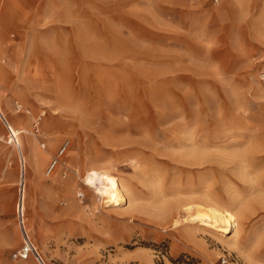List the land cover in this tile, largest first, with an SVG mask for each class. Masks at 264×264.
I'll use <instances>...</instances> for the list:
<instances>
[{
	"label": "rangeland",
	"instance_id": "374dc122",
	"mask_svg": "<svg viewBox=\"0 0 264 264\" xmlns=\"http://www.w3.org/2000/svg\"><path fill=\"white\" fill-rule=\"evenodd\" d=\"M0 51V110L47 154L40 175L0 117V264H264V0H0ZM188 204L237 227L173 226Z\"/></svg>",
	"mask_w": 264,
	"mask_h": 264
},
{
	"label": "bare ground",
	"instance_id": "6f19581e",
	"mask_svg": "<svg viewBox=\"0 0 264 264\" xmlns=\"http://www.w3.org/2000/svg\"><path fill=\"white\" fill-rule=\"evenodd\" d=\"M2 60L3 59L0 58V74L4 72V68H3L4 65H2ZM40 90L46 91L47 93L49 92L42 88H40ZM59 94L60 96L58 95L59 98L58 101L65 105V106L61 105L62 106L61 111L66 112L65 111L66 109H70L68 111L70 112L71 110H73L75 108V105L70 103L67 97L62 95V93ZM18 107L20 108L21 105ZM45 108L46 111L44 108L40 110V113H42V115L41 117H38L37 120L35 121V126H38L39 120L48 113V106L47 107L45 106ZM50 109L53 111L54 114L62 113L59 116L53 117L50 120L49 128L51 129V131L58 129L59 127L67 128L70 126V124L63 119L64 113L58 111V107H56L53 104L50 106ZM0 117L6 124L7 131H9V136L11 137L12 141L20 148V142L18 138L20 135H23L24 131L22 132L18 128L9 125L5 115L1 112V110H0ZM36 130L38 129L36 128ZM30 133H32L31 136L29 135L21 136V139L27 142L28 145H30V143L33 142L35 139L37 140V138L35 137V133L33 131H31ZM44 149L46 150L45 147L41 149L37 146H35L34 149L31 148L32 153L30 157L31 158L30 163L39 174L40 172H42L44 159L46 157L44 154ZM61 163H63L62 160L58 162L56 166H54V168L52 169V175L54 173L57 174V171L61 167ZM35 177H39V176L37 175ZM85 182L86 185H89V187H93V188L95 187V190H97V192L101 195V197L105 199L104 202L108 205L113 204L118 200L120 201V199L122 198L121 182L119 181L117 175L115 174L113 175V173H111V171L107 168H102L96 165L95 167L89 169ZM53 183H55L56 186L58 187L63 186L66 187L67 189H70L72 185L71 180H69L68 182H57L55 179ZM23 198H24V193H21V201L23 200ZM183 211H185V215H183L179 219L174 220L172 225L173 226L183 225L185 228L186 227L189 228L190 231L194 234V236L196 233H198V231L204 232L208 227H212L213 229L218 230L220 232L222 231L229 232L231 228L237 227L238 224V218L236 214L233 213L231 210L223 207L220 208V207L207 206V205L195 206L193 204H188L184 207ZM21 216H22V212H21ZM25 239H27L28 243L31 245L32 251H30V253H32L33 244L29 237L26 236Z\"/></svg>",
	"mask_w": 264,
	"mask_h": 264
},
{
	"label": "built area",
	"instance_id": "2783aa9c",
	"mask_svg": "<svg viewBox=\"0 0 264 264\" xmlns=\"http://www.w3.org/2000/svg\"><path fill=\"white\" fill-rule=\"evenodd\" d=\"M212 1L216 2L218 0H212ZM68 143H69V140L67 138H64L60 142L58 149L56 150V153L50 158V160L47 163V170H46L47 173H49L54 168V166H56L57 162L59 161L60 156L65 152ZM42 145H43V143H42ZM30 251H32L31 245L28 243L27 239H25L23 237L21 246L17 249L16 252L13 253V255H15V256L25 255ZM223 256H221V257H223ZM222 259L226 260L225 257H223Z\"/></svg>",
	"mask_w": 264,
	"mask_h": 264
},
{
	"label": "crops",
	"instance_id": "0c3cea01",
	"mask_svg": "<svg viewBox=\"0 0 264 264\" xmlns=\"http://www.w3.org/2000/svg\"><path fill=\"white\" fill-rule=\"evenodd\" d=\"M30 145H31V147H30ZM30 145H29V147L30 148H32V149H34V147L35 146H37V142H36V139L33 141V142H31L30 143ZM18 146V145H17ZM38 147V146H37ZM19 148V147H18ZM20 150H21V148H20ZM44 154H45V156L47 157V154H46V150L44 149ZM58 172V171H57ZM22 236V235H21ZM22 239H23V237H22ZM29 253V252H28ZM21 256H23V257H25V256H27V254H25V255H21ZM35 256V255H34Z\"/></svg>",
	"mask_w": 264,
	"mask_h": 264
}]
</instances>
